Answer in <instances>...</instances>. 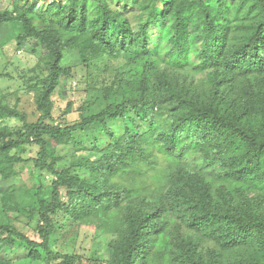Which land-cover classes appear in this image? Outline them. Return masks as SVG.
<instances>
[{"label":"trees","instance_id":"16d2710c","mask_svg":"<svg viewBox=\"0 0 264 264\" xmlns=\"http://www.w3.org/2000/svg\"><path fill=\"white\" fill-rule=\"evenodd\" d=\"M10 2L12 9L0 10V26L11 25L17 48L28 39L37 41L43 58L34 88L37 119L28 122L17 109L0 103L1 116L22 122L19 133L0 132V207L5 211L25 207L37 220L40 241L9 224H0V264H12L21 257L40 258L39 247L49 259L76 264L77 256L53 253L49 247L55 231L52 215L65 212L75 216L92 210L114 214L126 200L136 201L124 216L126 233L118 264L186 262L175 261L167 243L170 212L181 204L168 205L167 196L172 193L174 201L181 200L185 192L166 189L173 171L166 162L183 158L190 149L201 150L206 164L215 168L218 176L226 167L237 181L264 188V133L257 137L237 119L200 106L193 91L156 67L162 61L173 70L189 67L208 72L216 87L230 85L236 77H263L264 0ZM129 11L135 12L137 25L130 21ZM66 49H76L86 66L116 54H123L128 62L143 63L136 65L134 73L120 72L110 87L107 103L98 112L62 126L55 123L52 113L53 95L66 72L61 66ZM158 111L165 112L171 124L158 122ZM65 112L69 113L70 107ZM116 120L122 122L121 132L105 128L110 141L98 151V159L86 166L88 178L69 168L58 169V157H49L48 143L51 147L71 143L76 131ZM29 140L39 147L33 159L35 169L51 180L34 186L36 200L25 204L19 195L25 183L18 184L15 171L21 159L11 151ZM199 202L189 216L190 225L197 230L220 229L217 232L228 238L229 247L248 238L264 245L261 218L220 212L212 206L208 192ZM188 259L202 264L194 251Z\"/></svg>","mask_w":264,"mask_h":264},{"label":"rangeland","instance_id":"374dc122","mask_svg":"<svg viewBox=\"0 0 264 264\" xmlns=\"http://www.w3.org/2000/svg\"><path fill=\"white\" fill-rule=\"evenodd\" d=\"M10 1L0 0V10L12 9ZM128 17L137 25L135 12L129 11ZM42 58L43 50L37 41L28 39L24 46L17 48L11 25L0 26V103L17 109L28 122L35 121L39 115L34 88L41 73L39 63ZM142 63V60L128 62L126 56L116 54L99 58L86 66L76 49H66L61 60L66 72L53 95L55 123L70 126L80 121L82 116L98 112L107 103L110 87L120 77V72L125 75L134 73L136 65L139 67ZM156 67L171 80L193 91L200 106L212 107L237 119L257 137L263 135L264 76L236 77L232 84L223 83L216 87V80L208 72L189 67L173 70L162 61ZM68 107L70 112L66 113ZM157 121L171 124L165 112H157ZM21 126L22 122L18 119L0 115V132L19 133ZM105 128L120 133L122 122L107 121L105 125L78 130L71 143L55 147L48 143L49 157H58V169L69 168L72 173L88 178L86 166L98 159V151L110 141ZM29 141L11 151L21 159L15 165V171L19 175L18 184L25 183V189L19 192L25 204L36 200L32 195L34 186L48 184L51 180L49 175L35 169L33 159L39 147ZM159 164L163 165L165 161L159 160ZM166 164L173 168L166 189L185 192L181 200L174 201L172 193L166 199L168 205L181 203L171 210L170 226L166 232L171 257L177 262L186 261L180 264H194L193 259H188L194 251L202 264H264V245L260 241L248 238L229 247L228 238H222L217 232L220 229L214 232L197 230L189 220L191 213L198 209L202 194L208 192L212 206L220 212L229 210L245 219L255 215L264 221V188L237 181L226 167L218 176L220 173L206 164L203 152L196 148L190 149L183 158ZM61 200L66 202L67 197L62 195ZM134 201L122 202L114 214L110 211L100 214L97 210L75 216L56 212L52 215L55 231L49 239L50 249L53 253L77 256L79 260L76 264H118V254L126 233L124 216ZM0 224H9L30 239L40 241L36 231L37 220L25 207L21 211H5L0 207ZM17 243L25 245L20 240ZM38 249L42 254L40 258L21 257L12 264H60L61 259H49L41 247Z\"/></svg>","mask_w":264,"mask_h":264}]
</instances>
